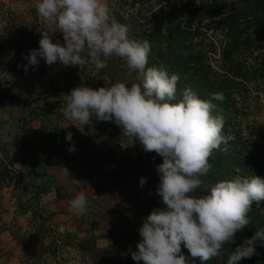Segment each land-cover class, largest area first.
Returning a JSON list of instances; mask_svg holds the SVG:
<instances>
[{"label":"rangeland","instance_id":"obj_1","mask_svg":"<svg viewBox=\"0 0 264 264\" xmlns=\"http://www.w3.org/2000/svg\"><path fill=\"white\" fill-rule=\"evenodd\" d=\"M143 2L107 0L116 20L120 16L130 21H145L161 6L159 0ZM43 31L63 43V35L39 19L35 0H0V264H136L123 252L125 239L120 235L129 234L138 244L143 220L162 207L156 194V166L162 159L143 151L139 141L122 139L121 129L112 122L93 120L82 134L59 110L60 102L50 103L63 92L34 99L53 71L68 68L60 63L49 66L38 58L39 65L24 70L16 85L6 83L13 78L11 61L19 56L21 66L28 63L25 57L39 48ZM108 64L116 69L115 78L100 76L102 87L136 77L118 57ZM92 71L88 69L83 80ZM249 86L237 95L233 111L230 102L224 133L228 143L223 145L232 151V131L240 130L243 138H252L248 146L264 171V81ZM181 94L177 92V99ZM36 106L45 107L44 117L36 118ZM69 131L71 142L66 139ZM73 144L76 150L70 152ZM141 178L147 181L143 187ZM81 191L89 210L77 216L68 207ZM259 214L264 216V211ZM242 243L236 236L226 244L217 264H226L228 253ZM185 252L182 244L181 254ZM258 261L264 263V247L259 245L257 255L240 264Z\"/></svg>","mask_w":264,"mask_h":264},{"label":"clouds","instance_id":"obj_2","mask_svg":"<svg viewBox=\"0 0 264 264\" xmlns=\"http://www.w3.org/2000/svg\"><path fill=\"white\" fill-rule=\"evenodd\" d=\"M35 10L44 24L63 35V43L40 32V46L25 57V71L42 58L49 66L60 63L99 72L118 57L136 74L138 83L130 86L120 81L98 89L81 84L59 98V110L82 134L93 120L112 122L121 129L122 139L139 141L143 151L162 158L156 166L162 207L143 220L132 259L136 264H187L182 244L203 262L223 256L224 246L250 223L253 204L259 208L264 203V178L255 174L215 183L203 179L213 168V152L228 143L223 134L226 116L214 103L223 102L224 94L202 99L186 87L177 99L179 75L164 65L148 66L150 41L129 38L128 26L111 15L107 0H35ZM66 139L72 141V132ZM68 150L74 152L75 145ZM146 182L141 178L140 186ZM198 189L202 195H194ZM88 210L83 191L69 202L73 215ZM257 245L264 247V229L232 249L226 264L251 259Z\"/></svg>","mask_w":264,"mask_h":264},{"label":"trees","instance_id":"obj_3","mask_svg":"<svg viewBox=\"0 0 264 264\" xmlns=\"http://www.w3.org/2000/svg\"><path fill=\"white\" fill-rule=\"evenodd\" d=\"M140 1L144 3L146 0ZM159 2L160 8L145 21L141 19L130 21L120 16L117 20L128 26L129 38L150 41L148 66L164 65L170 73L179 75L177 92L191 87L202 99H210L212 93L222 92L225 97L223 102L214 103L223 109L226 127L230 115V102L232 101L233 111L237 95L250 90L249 83L264 81V0H159ZM18 62L19 56L11 61L13 65L11 77L14 80H7L6 83L16 85L19 78L24 76V66L28 63L24 62L21 66ZM2 65L3 60L0 58V72ZM88 69L90 68L81 71L79 67L68 66L61 67L57 72L53 71L52 79L62 78L63 81L58 80L54 83L50 79L48 85L38 90L34 99L45 93H68L81 84L98 89L102 87L100 76L107 75L110 81L115 78L116 69L108 64L107 68L99 72L91 68L93 70L91 76L83 80L82 75ZM123 75L122 77H125L126 74ZM120 81L129 86L138 83L136 77ZM50 103L56 104L59 100ZM50 103L46 102L45 105ZM35 110L39 112L35 115L38 119L46 114L45 107L36 106ZM251 139L243 138L240 130L232 131V151L227 150L223 144L220 150L214 151L210 159L213 168L203 179L207 183H215L232 179L236 175L251 174L264 178V171L258 165L251 146H248L249 142H253ZM158 159L161 162L162 158L158 156ZM202 194L199 189L194 193L197 196ZM260 210L264 211V203H261L259 208L254 203L249 213L250 223L237 234L241 241L264 229V216L259 214ZM120 237L125 239L121 246L128 257L132 251H137L134 237L126 233ZM185 250L187 264H217V257L203 262L199 258H193L186 248Z\"/></svg>","mask_w":264,"mask_h":264}]
</instances>
